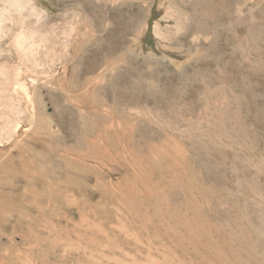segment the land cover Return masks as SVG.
Segmentation results:
<instances>
[{
  "label": "rangeland",
  "instance_id": "rangeland-1",
  "mask_svg": "<svg viewBox=\"0 0 264 264\" xmlns=\"http://www.w3.org/2000/svg\"><path fill=\"white\" fill-rule=\"evenodd\" d=\"M207 1L14 0L0 264H264V0Z\"/></svg>",
  "mask_w": 264,
  "mask_h": 264
},
{
  "label": "clouds",
  "instance_id": "clouds-1",
  "mask_svg": "<svg viewBox=\"0 0 264 264\" xmlns=\"http://www.w3.org/2000/svg\"><path fill=\"white\" fill-rule=\"evenodd\" d=\"M14 0H0V26L5 23V17L11 11V4Z\"/></svg>",
  "mask_w": 264,
  "mask_h": 264
},
{
  "label": "bare ground",
  "instance_id": "bare-ground-1",
  "mask_svg": "<svg viewBox=\"0 0 264 264\" xmlns=\"http://www.w3.org/2000/svg\"><path fill=\"white\" fill-rule=\"evenodd\" d=\"M206 2H207V4H208L209 6H211V3H210V2H208L207 0H206ZM203 6H204V4H203ZM202 8H203V7H202ZM204 9H205V8H204ZM200 11H201V10H200ZM204 12H205V11H204ZM207 12H209V11H207ZM207 12H206V13H207ZM212 13H214V12H212ZM212 13H211V14H212ZM204 14H205V13H204ZM204 14H203V15H204ZM203 15H202V16H203ZM244 17H245V16H244ZM193 18H194V17H193ZM198 18H199V17H198ZM206 18H207V17H206ZM253 18H254V17H253ZM203 19H204V18H203ZM230 19H231V18H230ZM243 19H244V18H243ZM248 19H249V18H248ZM228 20H229V19H228ZM239 20H240V19H239ZM241 21H242V19H241ZM242 22H243V21H242ZM244 23H245V22H244ZM247 24H248V23H247ZM196 26H197V25H196ZM203 27H204V26H203ZM209 27L211 28V26H209ZM205 28H206V27H205ZM122 30H123V29H122ZM201 31H202V30H201ZM259 47H260V46H259ZM260 49H261V48H260ZM94 68H95V67H94Z\"/></svg>",
  "mask_w": 264,
  "mask_h": 264
},
{
  "label": "trees",
  "instance_id": "trees-1",
  "mask_svg": "<svg viewBox=\"0 0 264 264\" xmlns=\"http://www.w3.org/2000/svg\"><path fill=\"white\" fill-rule=\"evenodd\" d=\"M151 24H152V21L150 22V27H149V30L151 29Z\"/></svg>",
  "mask_w": 264,
  "mask_h": 264
}]
</instances>
